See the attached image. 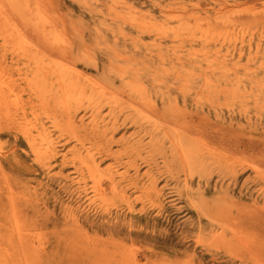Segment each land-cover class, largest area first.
I'll return each mask as SVG.
<instances>
[{
	"label": "rangeland",
	"instance_id": "1",
	"mask_svg": "<svg viewBox=\"0 0 264 264\" xmlns=\"http://www.w3.org/2000/svg\"><path fill=\"white\" fill-rule=\"evenodd\" d=\"M197 4L209 11H188ZM248 9L261 11L264 0H0V158L11 160L0 165V264H264V224L256 222L264 216V18L225 13ZM241 40L257 57L224 58ZM174 57L184 63L165 60ZM194 87L202 91L191 94ZM167 89L173 96L160 100ZM214 93L223 96L212 101ZM172 114L185 119L165 124ZM104 124L117 129L114 141L132 145L119 173L131 175L135 163L158 178L167 207L158 229L174 238L170 249L99 236L87 242L81 221L73 223L76 210L114 217L152 206L146 177L128 202L107 194L116 164L95 158L110 130L79 144ZM188 129L192 137L177 141ZM204 157L214 163L197 162ZM172 160L187 165L177 182L169 180ZM218 170L237 185L203 193L197 181L219 180ZM230 216L240 234L219 237ZM181 228L190 230L186 240Z\"/></svg>",
	"mask_w": 264,
	"mask_h": 264
},
{
	"label": "bare ground",
	"instance_id": "2",
	"mask_svg": "<svg viewBox=\"0 0 264 264\" xmlns=\"http://www.w3.org/2000/svg\"><path fill=\"white\" fill-rule=\"evenodd\" d=\"M249 1L254 2L255 0H249ZM182 10L187 11L186 9H182ZM195 10L209 11L206 7L201 8L198 4L195 6H191L190 10L188 11H195ZM225 13L236 14L239 17L241 15L244 16L245 14H249L250 17L254 20L264 18V9L258 12H254V9H251V10L248 9L245 11L226 10ZM222 14H223L222 11L214 12L213 14L215 16L214 20H217L220 16H222ZM191 29L192 28H190L189 30ZM189 30H187V33L189 32ZM252 42L253 40H250L246 44L248 46V50L251 49L253 45ZM257 46L258 47L260 46L258 40H257ZM207 49H211V48H207ZM207 49L205 48V51H208ZM244 49H245V43L243 40L239 42V45L237 44V42H235L233 43L232 46L227 47L225 51V55H223V57L226 58L227 56H229L228 58L230 59L238 58L239 60L245 58L246 61H250L251 59L256 58L257 55L259 54V50H255L253 53H245ZM13 59L14 58H11V61ZM165 60L173 64H183L184 63V59L180 57L165 58ZM1 73H4V72H1ZM13 75H14L13 70H8L7 80L12 82ZM0 77H2L1 74H0ZM201 91L202 89L198 87H194L189 90L191 94H195V95H197ZM158 94L160 95L159 96L160 100L170 99L173 96L172 95L173 89L172 90L167 89L165 92H159ZM224 94L226 95L229 93H224ZM230 95L232 96L236 95L237 99L239 100L244 99V96L242 94L231 93ZM222 96L223 95L214 93L209 99H211L212 101H216L220 99V97ZM121 98H123L126 101H129L130 103H134L139 97H136V96L132 97L131 95H125V96H121ZM190 105L191 103L188 100L186 99L183 100L182 106L184 108L189 107ZM92 108H95V107H92ZM85 109L87 110L90 109V106H86L84 110ZM154 109H156L155 106H153L152 110ZM59 110L60 109H57L55 111H59ZM175 112L176 111H174V113ZM213 112L214 114L216 113L215 111ZM66 114L70 115L71 111L66 110ZM207 114L212 115L210 110H208ZM227 117H231V116H227ZM184 119L185 117H183V115L177 116V115L172 114L170 117H166L165 124L169 125L170 123L184 121ZM200 120H202V118H200ZM113 126H114V123H113ZM138 128H139V131L141 132L144 131L142 130V128L140 127ZM196 128L197 126L195 127V129ZM107 129L110 130V137L107 141H105L101 145L97 153V158H95V159H98L99 162H104L106 160L111 159L116 164L115 169L113 170L112 173H110V176L108 178L107 194L115 195L116 197H119L122 200L128 202L131 197V193L129 192L132 190L133 191L140 190L139 184L142 181L143 177H146V180L149 182L148 183L149 185L148 194H150L153 197L152 206L150 210H148L144 204H141L140 208L137 211L135 204H134L130 208L128 213H121V214L115 213L114 217L110 215L107 216L108 214L107 215L97 214V215H92V216L90 215L83 216L80 212L76 210L75 211L76 218L73 217V223L78 224L77 222L81 221V223L83 224L84 235L86 237L87 242H99L98 240L99 237H105V241L103 240L100 242L128 241V242L135 243V242L142 241V242H151L153 247H161L166 250L170 249L171 246L174 245V238L169 234L167 229H164V230L158 229V223L163 217V214L167 212V207L163 200L164 195L160 194V191L162 190V188L160 189L158 186V178H156L153 174H151V170H147L146 173L141 174L138 169V166L135 163L129 166L133 170V173L131 175H129L128 169H126L125 172L123 173H119V171L117 170L118 167L126 165L125 163L122 162L124 160L123 157L127 154L124 152L127 150L128 147H131L132 145L127 143L126 146H124V141L121 143L122 137L118 139L117 141H114L113 138H114V135L117 133V129L112 127V125L109 128V125H105V124L103 126H95V128H93L91 132L85 133L82 136V139L79 141V144L81 146H84L86 141H91V142L96 141V140L102 141L106 135L105 131ZM193 134H194L193 129L185 130L178 135L177 141L186 142L192 137ZM212 138L213 139H210V140H213V141L218 140V138L216 137H212ZM219 139H221L220 143H223L222 137L221 138L219 137ZM167 141L171 142L172 140L168 138ZM113 145H119L120 149L113 151ZM249 146L251 147L253 146V144L249 143ZM227 150L231 151V149H227ZM235 151L238 152V149ZM95 159H92L91 162H94ZM207 161H209L210 164L214 163L213 160H209V158H205V157L200 158L197 162L202 164ZM1 163L7 166H10L11 160L0 158V165H2ZM63 164L64 162L61 161L60 162L61 168ZM151 165L155 166V163H152ZM151 165H149V167H151ZM167 165H170L173 167V170H172L173 173L169 176L170 181L177 182L181 174L186 175L187 165L180 163V162H175L173 160L167 163ZM252 170H253V174L250 178L251 183L254 185H259L260 174L257 171V169L253 168ZM217 174H218L217 178H219L220 181L217 180L213 182L211 178L203 180V181H197L198 186H202L203 193L208 194L211 191L216 192V193L217 192L221 193L223 191H227L231 183H233L234 186L237 185V179L233 180L234 178L233 179L231 178L230 180L229 179L225 180V176L227 174L226 170H218ZM186 182H188L189 184L194 183L190 176L187 178ZM242 191H243V187L240 188V195L245 194V189H244V192ZM259 191L261 192L260 194H262V200L264 201V188L262 189L260 188ZM84 194H85V191L81 193V195H84ZM104 196H106V194ZM152 212L155 213L154 216H152ZM207 218H209V216H207ZM201 221L202 219L198 218V224L200 225L201 228L203 229L205 227L210 228V226L201 225L202 224ZM229 221H233V218L231 216L228 219L226 218L225 220H221V224H220L221 233L218 235L219 237L224 236L225 231H230L233 236L240 234L239 232L236 231L235 227H232V225L228 223ZM256 222L259 224H264V216L258 219ZM142 223H144V225L140 226V224ZM170 223L171 222L167 219V225H170ZM90 233L94 234L95 236L91 237ZM189 235H190V230H184L183 228L180 229L181 239L186 240L189 237ZM238 243L242 244V242H238ZM247 246H249V244ZM247 246H244V247L249 249ZM131 264H137V260L134 258Z\"/></svg>",
	"mask_w": 264,
	"mask_h": 264
}]
</instances>
